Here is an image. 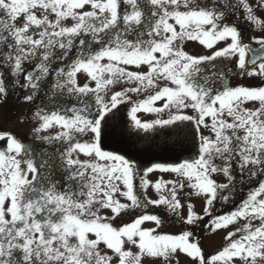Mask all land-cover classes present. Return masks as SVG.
Listing matches in <instances>:
<instances>
[{"label": "snow or ice", "instance_id": "snow-or-ice-1", "mask_svg": "<svg viewBox=\"0 0 264 264\" xmlns=\"http://www.w3.org/2000/svg\"><path fill=\"white\" fill-rule=\"evenodd\" d=\"M10 96L0 264H264V0H0Z\"/></svg>", "mask_w": 264, "mask_h": 264}, {"label": "rangeland", "instance_id": "rangeland-1", "mask_svg": "<svg viewBox=\"0 0 264 264\" xmlns=\"http://www.w3.org/2000/svg\"><path fill=\"white\" fill-rule=\"evenodd\" d=\"M22 105H20L17 101H15L11 96L9 97L8 104L6 106L0 107V124H4V118L6 114L10 115V119L5 126V130H11L13 132H16L18 136H20L22 139L26 138V133L28 131L27 125L20 126L17 123V120L14 116L15 113H18L21 111ZM141 119H153L155 118V114H147V113H141L138 114ZM166 118V117H165ZM130 123V120H129ZM119 140V137H117ZM152 156L151 153L148 154L147 157L144 159L150 158ZM157 156L159 157L161 162H171L175 159V156L172 153H160L157 151ZM161 175H163V178L169 179V177L166 174H159L157 173L156 178H159ZM167 231H177V227L173 226L168 229ZM221 243V237L220 236H213L210 237L208 240L204 241V246L207 251H211L212 249L218 247ZM181 264H183V254L179 257Z\"/></svg>", "mask_w": 264, "mask_h": 264}]
</instances>
